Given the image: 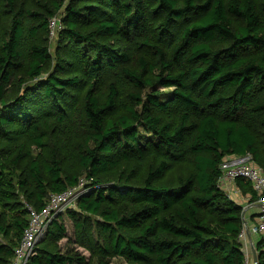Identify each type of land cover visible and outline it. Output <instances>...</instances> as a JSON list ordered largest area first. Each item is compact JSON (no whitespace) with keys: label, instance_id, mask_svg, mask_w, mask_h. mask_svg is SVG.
<instances>
[{"label":"trees","instance_id":"1","mask_svg":"<svg viewBox=\"0 0 264 264\" xmlns=\"http://www.w3.org/2000/svg\"><path fill=\"white\" fill-rule=\"evenodd\" d=\"M246 154L264 172V0H0V264L27 205L81 179L67 214L90 260L62 250L60 213L27 264H246L219 184Z\"/></svg>","mask_w":264,"mask_h":264},{"label":"built area","instance_id":"2","mask_svg":"<svg viewBox=\"0 0 264 264\" xmlns=\"http://www.w3.org/2000/svg\"><path fill=\"white\" fill-rule=\"evenodd\" d=\"M59 28V18L53 17L50 21L51 34H56ZM220 168L222 172L219 177V184L222 187L235 184L236 180L242 177L252 184L260 196L258 202L262 206L258 220L252 228L244 222L239 238L246 242L250 231L264 233V172L262 168L252 160L250 154L225 156ZM85 185V180H81L77 185L62 192L52 193L40 211L27 205L29 223L24 229L20 242L14 248V255L10 264H27L29 262L36 253L38 243L46 236L53 219L63 212L68 205L76 204L77 199L90 190ZM246 264H249L247 259Z\"/></svg>","mask_w":264,"mask_h":264},{"label":"crops","instance_id":"3","mask_svg":"<svg viewBox=\"0 0 264 264\" xmlns=\"http://www.w3.org/2000/svg\"><path fill=\"white\" fill-rule=\"evenodd\" d=\"M223 188L231 198L235 199L237 202L244 206V222L252 228L254 224H256L259 217V212L262 206L260 202H258L257 200L251 201V193H243L240 187H238L237 183L225 185ZM262 236H264V233H256L250 231L247 241L243 242V250L249 264H255L253 251L254 249L257 251L256 244Z\"/></svg>","mask_w":264,"mask_h":264},{"label":"rangeland","instance_id":"4","mask_svg":"<svg viewBox=\"0 0 264 264\" xmlns=\"http://www.w3.org/2000/svg\"><path fill=\"white\" fill-rule=\"evenodd\" d=\"M55 39H56V34H50L51 44L54 43ZM51 50H54V44L52 45ZM81 180H84V179H81ZM76 205L77 204L68 205L63 210V212H61L62 219L64 221V224L66 225V228H67V236L65 238H63L62 240H60L59 244H60L63 251L68 250V248L69 249H79L80 252H82L83 254L86 255L87 260H90V252L88 250L84 249L83 247L78 246V244L75 242L76 238H75L74 224L67 214L68 209L69 208L70 209L76 208ZM91 264H97V263L95 261H93ZM110 264H127V263L122 258L115 257L112 259Z\"/></svg>","mask_w":264,"mask_h":264},{"label":"water","instance_id":"5","mask_svg":"<svg viewBox=\"0 0 264 264\" xmlns=\"http://www.w3.org/2000/svg\"><path fill=\"white\" fill-rule=\"evenodd\" d=\"M253 258H254L255 264H257V262H258V252L255 249L253 251Z\"/></svg>","mask_w":264,"mask_h":264}]
</instances>
